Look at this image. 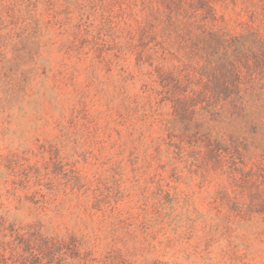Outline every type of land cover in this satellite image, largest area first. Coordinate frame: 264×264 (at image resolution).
Listing matches in <instances>:
<instances>
[{"label": "rangeland", "instance_id": "374dc122", "mask_svg": "<svg viewBox=\"0 0 264 264\" xmlns=\"http://www.w3.org/2000/svg\"><path fill=\"white\" fill-rule=\"evenodd\" d=\"M226 4L217 10L227 27H264V2ZM94 18L69 51L71 36L46 16L38 48L16 18L0 24V253L10 257L16 230H37L64 243L27 257L35 264H264V213L238 215L226 196L249 189L240 159L161 145L151 160L171 104L146 90L134 55L96 49Z\"/></svg>", "mask_w": 264, "mask_h": 264}, {"label": "trees", "instance_id": "16d2710c", "mask_svg": "<svg viewBox=\"0 0 264 264\" xmlns=\"http://www.w3.org/2000/svg\"><path fill=\"white\" fill-rule=\"evenodd\" d=\"M18 4L26 13H19ZM226 5V0H0V24L16 18L38 48L43 35L40 16H46L47 27L58 25L71 36L62 41L69 51L88 41L95 17L98 22L92 30L97 34L90 42L96 49L101 53L111 43L106 50L115 49L116 58L134 55L146 90L171 104L173 117L166 121L165 133L152 138L147 147L151 160L161 145H166L167 155L190 147L217 160L238 158L242 164L238 170L249 189L226 194L227 200L238 215L249 207L260 214L264 213V27L250 23L239 30L227 27L224 14L217 10ZM120 20L123 24L117 26ZM103 28L109 31L106 37ZM53 43L51 36L45 40L48 46ZM127 76L121 77L123 87ZM156 172L163 177L158 168ZM62 237L43 236L37 230L27 236L16 230L10 257L0 253V264H10L8 259L16 256L26 258L21 264H35L27 257L41 258L43 251L53 256L55 247L64 243Z\"/></svg>", "mask_w": 264, "mask_h": 264}]
</instances>
